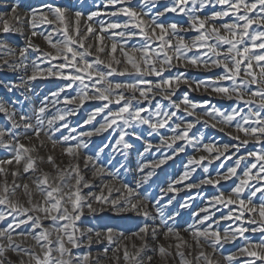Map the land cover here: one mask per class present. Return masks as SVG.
I'll return each mask as SVG.
<instances>
[{
  "label": "snow or ice",
  "instance_id": "snow-or-ice-1",
  "mask_svg": "<svg viewBox=\"0 0 264 264\" xmlns=\"http://www.w3.org/2000/svg\"><path fill=\"white\" fill-rule=\"evenodd\" d=\"M155 2L156 0H143L145 5ZM131 3L132 0H106V7L116 8V11L109 15L122 14L128 18L122 24L111 22L105 25V22H101V33L108 32L110 39L123 41L119 47L123 59H116L115 55H112L118 50L117 43L113 42L107 61L101 59L99 55L107 51V46L86 45L85 35L98 36L100 42L104 40V36L98 35L91 24L87 25V33H82L79 27L82 12H75L73 22L76 27L74 34H70L69 27L65 24L68 13L66 8L46 5L47 13L42 9H30V15L22 18L18 11L21 7L19 0H15L10 5H0V7L10 8V14L0 12V23L3 25L0 31L16 32L25 36L23 47H13L7 41L0 40V69L7 68L12 72L23 69L26 73L29 67L32 69L31 74L21 78L19 84L10 81L5 84L3 80H0V86L7 87V90L11 92L14 88L23 87L27 82L35 80L38 75L59 77L67 83L50 94L52 107L61 102V93L76 85V96L64 97L66 105L75 103L82 106L85 101L100 102V106L95 107L83 123L92 124L96 117L104 114L99 126L91 131L77 132V129L71 128L70 133H76V135H61L60 139L56 140L54 137L57 133L69 128L65 119L66 116L74 114V110L70 112L68 108L56 109V114L46 119L45 114L49 108L48 97L40 107L33 109L31 114L23 109L17 113L14 102L0 100V113H3L6 120L11 123V128L7 126L0 128V146L15 152L13 159L0 161V164L11 165L15 162L17 166L22 165L23 173L35 174L31 185L16 184L15 180L11 185L7 180L0 184V206H4L0 209V222H5L4 226H0V264H16L10 258V253L19 257V264H33V262L34 264H88L90 253L73 256L72 249L80 248L82 245L91 247L94 242L100 243L104 239L107 240L108 246L116 244V247L112 249L113 259H119L115 253L123 247V258L128 264H145L143 253L149 248V234L151 239L156 241L162 229L165 238L172 234L181 241V244L175 246V255L181 258V264H201V262L202 264H219L213 257L223 243L234 241L237 237H244L247 231L264 232V0H172L170 7L156 12L148 21L143 17L150 13L136 11L130 6ZM118 5L120 7H117ZM196 5H199V9L219 5L221 10L213 11L210 16L201 18L197 14L199 9H196ZM168 12L188 16V28L176 22L168 24L158 22L159 18ZM99 15V12L94 11L88 14L87 19L91 21L93 17ZM225 17H232L231 22L220 23L217 26L216 22ZM10 20L21 25L27 21L32 29L31 34L27 35L21 27L11 25ZM38 22L54 26L53 32L47 35L39 33L54 51H46L33 42L32 37L38 35L35 30ZM61 25H64L63 29ZM254 25L255 28H253ZM188 31L197 33L190 41L180 35L181 32ZM57 32L61 34L62 39L54 41L52 36ZM136 36L142 37V45H133L130 51H126L127 41ZM93 48L97 55L89 60L88 57L93 56ZM30 52L36 53L31 65L26 63ZM190 53L192 54L189 55ZM57 60L60 62L53 65L52 62ZM45 62L50 65L46 71L41 68V64ZM122 64L124 67H117ZM178 65H183L185 68L187 66L203 68L207 71L222 68V74L215 79L192 83L196 84V90L203 86L206 92L210 90L227 99H235L237 106L231 111H224L211 105L209 101L193 102L187 93L179 102L173 100L172 97L181 84L191 87L184 72H178L166 78L163 76L166 70ZM114 75H134L136 78L132 81H115L112 79ZM153 75L159 79L153 81L146 78ZM225 81L230 83L224 84ZM157 95L168 100L170 106L165 108L160 101H156L153 108L152 104ZM240 103L247 107V112L239 107ZM113 105L116 106L115 110ZM198 108H202L203 111L197 113ZM190 117L193 119H189ZM201 122L212 128L219 126L218 130L221 132H225L226 128H232L235 135L233 132H225V134L237 143L235 145L204 143L202 133L199 136L190 135L195 125ZM143 126H147L148 137H152L153 134L160 135V145L154 146L150 140L145 139L140 131ZM166 127L170 128L172 136L160 134V130ZM21 128L24 130L26 139H31L27 136L28 132L37 139L43 133L53 147L57 144H67L64 153L73 161H79L80 151L88 147L86 137L91 138L94 134L98 135L113 128L119 133L116 145H122L124 149L132 148L133 145L126 140V137L131 136L135 140L144 142V152H149L153 147H156L157 152H161L160 146L170 150V153L162 152L160 159L149 162L152 169L159 168L174 156L185 152L188 146H191L195 152L208 153L207 156H191L179 181L174 183L189 180L197 168H203L207 173V165L215 160H220L222 157L230 160L236 156L235 166L229 167L226 174L220 175L218 172L215 179L205 177L198 184L188 183L186 185L188 189L201 185H218L221 180H228L231 176L237 175V169L249 158H253L254 162L245 167L239 183L228 195L220 192L212 196L208 201V207L201 209L204 214L202 216L199 213L194 214L199 216V219L186 229L191 233L195 247L199 249L194 262L188 261L185 258V252L181 250L182 246L191 248L192 245L183 241L180 231L175 227V219L179 213L165 218L162 208L158 206L156 213L160 216V224L144 223L137 232L133 233L132 235L138 238L141 244L137 247L133 243L131 247L134 252L130 253L128 246L123 244V241L128 240L129 237H125L123 233L117 236L112 228L100 232L91 228L81 230L75 225V222L80 220L84 207H87L90 212L97 210L92 207L81 191L82 188L91 186V181L81 174L78 163H70L67 168H61L51 155L46 161L43 157L31 155L35 147H27L20 142L21 137L17 134V130ZM71 141L76 143H70ZM177 141L182 143L177 145ZM250 142L260 144L261 147L255 151H248L245 155L237 156L241 148ZM41 144L43 145V141ZM106 147L107 145H104V148ZM104 148H101L95 157L91 155L83 157L85 168L91 165L94 169L93 177L103 175L107 171L105 166L99 163V157ZM230 148L233 149L231 154H229ZM45 162L52 165L55 175L44 172L39 167ZM148 166L142 164L140 170L143 171ZM4 172L5 169L0 167V173ZM20 174L19 168L11 173L13 177ZM107 174L114 180L117 178L115 173L107 172ZM152 174V171H148L144 180L147 181ZM250 181H256V183H250ZM139 188L140 183H137L135 188L123 184L116 190L119 194L117 199L93 197L92 193H88V197H93L101 203L107 201L117 212H133L142 215L145 220L152 219L154 222L155 217L148 207L149 195L144 193L141 196L137 191ZM169 188L175 190L171 185ZM17 189L23 190L27 197L25 202L17 198ZM246 189L249 193L247 202L243 198ZM258 194L261 199L257 205L253 198ZM37 196L39 199L35 198ZM187 206V203L182 205V207ZM220 207L229 208V211L227 215L214 219ZM9 217H11L10 222H8ZM222 220L233 221L223 235L219 229ZM45 221H50V226L46 227ZM246 224L259 227L249 228L245 226ZM114 236L117 238L114 239ZM172 247L171 244L167 247L159 243L156 245L155 250L165 264L169 257H173V252L170 251ZM207 249H211V252ZM108 250L109 247L104 248L103 256H107ZM239 253L251 258L246 260L245 264H264V238L258 244L248 241L245 247L239 249ZM25 256L28 257L27 262L24 260ZM100 258V254L93 258L95 264H100ZM225 259L228 264H232L236 256L229 255ZM147 261L148 264H152L153 257H147Z\"/></svg>",
  "mask_w": 264,
  "mask_h": 264
},
{
  "label": "rangeland",
  "instance_id": "rangeland-1",
  "mask_svg": "<svg viewBox=\"0 0 264 264\" xmlns=\"http://www.w3.org/2000/svg\"><path fill=\"white\" fill-rule=\"evenodd\" d=\"M15 2V0H0V5H10L11 3ZM19 3L21 4V7L18 9V11L22 14V16L30 15L29 10L34 9V7H39L41 5H54V6H60L63 8L68 9L67 13V19L65 20V24L68 25L70 34H74V29L76 27L74 21V14L76 11H80L83 13V16L81 17V21L79 24V27L81 29V24L88 25L91 24L92 28L97 31L96 33L99 35L104 36V40L108 42L110 45L113 42H116L117 45L123 43V41L117 39L113 40L110 39V33L100 32L101 28V22H105V25L107 23L111 22H119L124 23L128 18L123 16L122 14H119L117 16H111L109 13L116 11V8L112 6H105L106 0H19ZM172 5V0H156L154 4H143V0H135L132 1L131 7H133L138 12H144L145 10L142 8L143 6L146 8H150V11L153 10L154 14L159 11H163L164 8L170 7ZM141 6V7H140ZM117 7H120L119 5ZM153 7V9H151ZM189 7H192V5H189ZM196 9H199V5L195 6ZM46 8V7H45ZM103 11L102 15H99L97 17H93L91 21L87 19V16L91 12H100ZM221 10V7L219 5H211L206 6L203 9H199L197 14L201 16V18L210 16L213 11H219ZM0 12H5L10 14V8L7 7H0ZM44 12L47 13V9H44ZM107 15V16H106ZM151 14L148 16H144V20L148 21L151 19ZM49 18H51L49 14ZM232 17H225L222 20H218L217 26H219L220 23L224 22H231ZM14 20H10V24L13 25ZM85 21V22H84ZM12 22V23H11ZM84 22V23H83ZM160 23H173L176 22L179 25H182L184 28H188L189 26V17L184 14H178L173 12H168L164 16L159 18ZM42 25V24H41ZM98 25V26H97ZM16 26V24H15ZM53 27H47V31H45L44 35H47L50 32H53ZM64 25H61V29H63ZM87 27V26H86ZM95 27V28H94ZM256 26L254 25L253 28ZM41 29V27H39ZM99 29V30H98ZM82 30V29H81ZM32 30L30 29L29 32ZM2 32V31H1ZM106 35V36H105ZM180 35L184 36V38L187 41H190L193 37L197 35L195 31H188V32H181ZM96 38H93L91 43L93 45H99L98 36H95ZM52 39L59 40L62 39V36L59 32L54 33L52 36ZM133 39V45L140 46L143 43L142 37L136 36ZM0 40L7 41L9 44H11L13 47H23L25 45V40L23 41L20 37L17 36L15 32L10 33H3L0 34ZM88 40V39H87ZM88 41L86 42L87 45ZM132 44H127V48L129 51L131 50ZM51 48L49 45L45 46L44 50L48 51V49ZM190 53L189 55H191ZM100 55V54H99ZM36 53L29 54L28 60L26 63L31 65V61L35 59ZM93 56L88 57L89 60H91ZM100 58L107 61L108 59ZM116 59H121V57ZM60 61H55L56 64H58ZM50 65L45 62L41 64V68H43L45 71ZM116 66V65H114ZM117 67H124V65H119ZM31 67L28 68L27 73L25 70L20 69L15 72H12L8 70L7 68L0 69V80H3L5 84H7L9 81L15 84H19L21 82V78L26 77V75L31 74ZM258 71V69H257ZM178 72H184L185 75L188 77L191 87L186 84H181L180 87L177 89L175 95L172 97L173 100L179 102L185 93H187L190 100L196 103H201L203 101H209L211 105H214L224 111H231L232 108L237 106V101L235 99H227L221 95L215 94L213 92L205 91L203 86H201L198 90H196V84L192 83L194 81H201V80H208V79H215L217 76L221 75L223 72L222 68H213L210 71H207L203 68H196L183 65H178L177 67H174L170 70H166L163 73V76L166 78L169 75H176ZM21 75V76H20ZM136 76H119L114 75L112 79L115 81H132L135 79ZM147 79L156 81L159 79L158 77L148 76ZM67 81H65L62 78L55 77V76H47V75H38L35 80H32L30 82H27L23 87L20 88H14L11 92L7 90V87L0 86V100L4 101H11L14 102V106L17 110V113H19L22 109L29 114L33 112V109L38 108L42 105V102L45 100L46 97L49 99V108L45 114V118L51 117L52 115L56 114V109L63 110L64 108H68L71 111L74 110V114H70L66 116L65 122L69 125L68 129H62L60 133H57L54 139L59 140L61 135H76V133H70L71 128L77 129V132H88L91 131L94 127H98L99 123L102 122V117L104 114H101V116L96 117V119L92 122V124L85 125L83 123L84 120H86L89 116V114L92 112V110L95 107L100 106L99 101H85V103L82 106H79L78 104H69L66 105L64 103V97H72L76 96L77 93V86L74 85L71 89H66L65 92L60 94V103L56 104L55 107H52V97L51 93L56 92L59 88L63 87ZM224 84H228L230 82L225 81ZM156 101H160L165 108H168L169 101L162 99L159 95L156 96V99L153 101L152 107H155ZM113 110H115V105L112 106ZM239 107L244 108L245 112H247V107L240 103ZM197 113H200L203 111L202 108H198ZM181 115H183L181 113ZM189 119H193L190 117ZM204 119H207V117H204ZM35 121L33 120V123ZM9 127L11 128V123L6 120L3 113H0V128L2 127ZM219 126L217 128H212L210 126H206L204 123L196 124L195 127L191 130L190 135H196L199 136L201 133L203 134V142L206 140L209 143H217L219 145L223 144H229L232 145L236 143L237 141L231 139L228 135L225 134V132H233L235 135V132L232 128H226L225 132H221L218 130ZM142 135L145 136V139H148L151 141V143L154 146L160 145V135L153 134L152 137L147 136V126H143L140 129ZM170 133V128L166 127L164 129L160 130V134L165 136H172ZM17 134L21 137V143H24L27 147H35V153L33 156L43 157L44 160H47V157L49 155L53 156L54 159L60 155L68 156L64 153V148L67 147V144L61 145L57 144L55 147H53L51 141L48 140L46 136H44L43 133H41V136L39 139H37L31 132L27 133L28 137H31V139H26L24 135V130L21 128L17 130ZM119 133L118 130L115 128L109 129L108 131L101 133V134H94L91 138H85V141L88 145L86 149H82L80 151V160L75 161L74 163H78L79 166L81 165L83 161V155L88 156L91 155L95 157L96 153L101 149L104 148V145H107L106 148H104L103 152L100 154L99 161H102L103 163H109L110 166L113 165L115 173L117 176H121L125 183L129 186L135 188L137 183H142L140 185V188L137 189V191L146 192L152 196V198L158 199L159 205L161 207H164V214L165 218L168 216H171L175 213H178L176 211V208L179 207L180 198L176 197V192L173 193H166V192H160L162 190H168L165 185L169 184L171 180L179 179V177L183 174L185 171V165L187 164V161L189 159V156L191 157V154L194 155L196 153L191 146L186 147L185 152L179 153L178 155L174 156L173 159L168 160L164 165H161L159 168L152 169L150 167L149 162L156 161L161 158V153L164 151L170 150L166 149L164 146L161 147V152L156 151V147H153L149 152H144L145 144L143 141H138L132 138L131 136L126 137V140L131 143L133 146L130 149H124L122 145H116V140L118 139ZM44 138V139H43ZM218 138L222 140H227V142H218ZM7 139V138H6ZM40 140V141H39ZM41 141H43V145L41 144ZM70 143H76V141H71ZM180 141H177V145H179ZM261 145L250 142L247 146L243 147L240 152L237 154L239 155H245L248 151H255L256 149L260 148ZM233 150L229 152L231 154ZM143 153V155H141ZM32 154V153H31ZM58 155V156H57ZM205 155V153H203ZM15 156V152L12 150H9L3 146H0V161H6L9 159H13ZM197 156V155H195ZM207 156V155H206ZM235 159L236 156H233L232 159L227 160L224 158H221L220 160H215L211 164H208V172L205 173L203 168H197L196 172L190 177L189 183L192 184H198L200 180L204 179L205 177H210L215 179L217 177V173L219 172L220 175H224L227 173V169L229 167L235 166ZM82 160V161H81ZM187 160V161H186ZM186 162V163H185ZM205 163H207L205 161ZM23 164V161H22ZM142 164L149 165L148 167H145L143 171L140 170V166ZM248 165L247 161L242 163L240 167L237 169V175L231 176L228 180H221L218 185H201L200 187H194L189 189V195L193 197V199H196V197H199L200 199L203 198H211L212 196H215L219 194L220 192H224L225 195H228L233 187L237 183H239V178L242 176L244 168ZM47 166H52L51 164L45 162L39 165V167L42 168ZM0 167H3L5 169L4 173H0V179L2 177H13L11 175L13 170H16V168H19V171H21L20 175H17L16 177H24L25 175L28 176L29 174L32 175L34 173H23L22 165L17 166L15 162L13 164H0ZM16 167V168H15ZM63 168V167H62ZM44 172L45 169H43ZM54 170V168H53ZM81 174L82 170L80 168ZM148 171H152L153 174L151 177L148 178L147 181L144 180V177L147 175ZM114 173V172H113ZM143 173V174H142ZM4 175V176H3ZM139 175V176H138ZM107 176V175H106ZM134 182V183H133ZM168 182V183H167ZM166 183V184H165ZM160 187V188H159ZM96 187H91V189L85 190V192H82V194L88 195V193H92L91 191H96ZM142 189V190H141ZM22 189H17V191H21ZM23 192V190L21 191ZM166 193V194H165ZM175 193V194H174ZM249 195L247 189L243 193V198L247 202V196ZM115 196L116 193H113V199H116ZM161 197V198H159ZM235 199V196H233ZM254 203L257 205L260 203V197L259 194L257 197L253 198ZM169 201H171V204H169ZM203 204V201L200 200L199 202L193 203L192 206L189 207V209L183 213V215H177L175 219V227L181 232L189 233V231H186L184 229L186 228V224H190L191 220L196 218L194 215L192 218V213L195 211H198V208ZM231 207V206H229ZM4 206H0V209H3ZM222 210V211H221ZM221 210L216 215V218L220 217L221 215H227L229 208L222 207ZM99 216V217H98ZM98 216L91 215L89 213H86L84 208L80 217V220L75 222V225L80 228L81 230H85L86 228L91 229H100L101 232H105L106 229L112 228L115 233H123L126 235V237L131 236V238H134L132 234L137 232L139 229V223L133 215H120V216H113V219H111L108 215L99 214ZM104 216V218H103ZM112 216V215H111ZM107 217V218H106ZM109 217V218H108ZM258 218V217H257ZM11 221V217L8 218V222ZM142 223H148L147 220L142 219ZM170 223H172L170 221ZM5 222H0V225L4 226ZM45 226H50L51 222L46 221L44 222ZM156 224V223H155ZM182 224H185L184 226ZM224 224L222 225V228L224 227ZM251 227H258V225H251ZM183 229V230H181ZM19 231V230H18ZM79 235V233H77ZM264 236V232L258 231V232H245L244 237H238L235 241V243H226V247L228 248L227 251L229 253H239V249L246 246L248 241H251L253 243L258 244L261 239ZM129 244H132L130 241ZM165 247L168 246L166 242H164ZM153 245L149 243V248L147 250V253H150V249ZM156 246V245H155ZM100 250L102 249V245H98L96 248H91ZM88 247L84 248V253L87 252ZM172 250H175V247H172ZM170 250V251H172ZM175 255V251H172ZM72 253L77 254V251L75 248L72 249ZM244 257V258H243ZM11 258V256H10ZM251 259L246 254H238V257L236 259L237 262L240 261L241 264H245V261ZM239 260V261H238ZM172 261H170V264ZM34 264V262H33ZM162 264V263H160ZM169 264V261L166 263Z\"/></svg>",
  "mask_w": 264,
  "mask_h": 264
},
{
  "label": "bare ground",
  "instance_id": "bare-ground-1",
  "mask_svg": "<svg viewBox=\"0 0 264 264\" xmlns=\"http://www.w3.org/2000/svg\"><path fill=\"white\" fill-rule=\"evenodd\" d=\"M132 1H135V0H132ZM141 7V6H140ZM145 11L144 12H148L150 13L151 15L154 14L153 10L150 11V8H146V7H142ZM34 9H42L44 11V9H47L45 8V6L41 5L39 7H34ZM153 9V7L151 8ZM98 12V11H97ZM100 15H102L103 11L100 10ZM21 17L23 18L24 16H22V14L20 13ZM107 16V15H106ZM14 22V21H13ZM85 22V21H84ZM83 22V23H84ZM12 23V22H11ZM16 24V26H15ZM42 24V25H41ZM13 25L15 27H21L24 31L25 34L27 35H30L31 32H29V30L31 29L28 25V22L25 21V23L23 25L21 24H18L16 21L13 23ZM81 29H82V33H87V25H83L81 24ZM98 26V25H97ZM3 25L2 23H0V28H2ZM39 27H41V29H39ZM47 27H50V25L46 24V23H37V28L35 29L38 33L37 36L35 37H32V40L35 44H38L40 45L41 48H44L45 46H47L48 44L46 43V41L43 39V36L39 35V33H44L45 34V31H47ZM95 28V27H94ZM32 30V29H31ZM99 30V29H98ZM97 32V31H96ZM16 33V32H15ZM0 34L2 35V32L0 31ZM18 37H20L23 41L25 40V36L23 35H20L19 33H16ZM99 35V34H98ZM106 36V35H105ZM93 38H96L94 35H91V34H87L85 35V42L88 41L87 44H92L91 41L93 40ZM88 39V40H87ZM25 42V41H24ZM99 45H95V46H98V47H104V46H107V51L104 52V53H99L100 55H102L101 57L104 58V59H109V53H110V44L108 42H106L105 40H103L102 42L99 41V43H97ZM122 44V43H121ZM118 45V50L116 53L112 54V55H115L117 56V58L121 57V59H123L122 57V54L120 53L119 51V47L120 45ZM127 44H134L133 43V39H130L127 41ZM130 47V46H129ZM128 47V48H129ZM127 47L125 48L126 51H129ZM48 51H54L52 48H49ZM92 52L93 54L97 55V53L95 52V49L93 48L92 49ZM53 65H55V61L52 62ZM21 76V75H20ZM171 135H173V133H170ZM44 139V138H43ZM227 142V140H222V139H219L218 138V142ZM40 141V140H39ZM219 142V143H220ZM204 143H209L207 140L204 142ZM237 143V142H236ZM236 143L232 144V145H235ZM242 149V148H241ZM233 150L230 148L229 152ZM35 153H37V151H34L32 152L31 155H34ZM203 153H205V155H208L207 152H204V151H201V152H196L194 153V155H197V157H199L200 155H203ZM58 156V155H57ZM191 156H193V154H191ZM84 157V155H83ZM82 157V158H83ZM190 158V156H189ZM223 158V157H222ZM56 160V163L57 165H59L61 168H67L69 166L70 163H74L75 161L72 160V158L70 156H63V155H60L58 157L55 158ZM82 161V160H81ZM187 161V160H186ZM251 162H254L253 161V158H249L247 163H251ZM99 163H102L105 168H106V173L103 174V175H100V176H96V177H93L92 173L94 171V169L91 167V165H89V167L85 168L84 166V161H82L81 165H80V168L82 170V175L89 181H91V186L89 187H85V188H82V192H85V190L87 189H91V187H96V191H91L93 192V197L94 196H100L102 199L104 198H109V199H113V193H116V195L119 196V194L117 193V189L122 187L123 184H126L125 183V180L121 177V176H117V178L114 180L112 178L111 175H108L107 172H114L115 173V170H114V167L113 165L110 166L109 163H103L102 161H99ZM186 163V162H185ZM16 168V167H15ZM17 169V168H16ZM42 169H45L46 172L50 173L51 175H55V169L53 170V167L52 166H47V167H43L42 166ZM245 169V168H244ZM21 172V171H20ZM253 172H255V170H253ZM116 174V173H115ZM143 174V173H142ZM33 175L35 174H32V175H28V176H24V177H2L0 179V184H2L5 180H7L8 184L11 185L13 183V181L15 180V183L16 184H24V183H29L31 185V180H32V177ZM107 175V176H106ZM243 175V174H242ZM4 176V175H3ZM139 176V175H138ZM176 181H179V179H176V180H171V182L167 185H165V187H167L168 190H162L160 192H166V193H173V192H176V197L180 198V203H179V207L176 208V211L179 213V215H183V213H185L190 206H192V204L195 202H199L200 200L203 201V204H201V206L198 208V211H195L192 213V216L191 218L194 216L195 213H199L200 216H202L204 213L201 212V209L205 208V207H208V201H209V198H203V199H200L199 197H196V199H193L192 196L189 195V189L186 187V185L189 183V181H184V182H180V183H174ZM134 183V182H133ZM168 183V182H167ZM250 183H256V181H250ZM142 184V183H141ZM140 184V185H141ZM166 184V183H165ZM172 186L173 189H175L174 191L173 190H170L169 186ZM160 188V187H159ZM194 188V187H193ZM111 189V191H109ZM142 190V189H141ZM22 191V190H21ZM21 191H17V198L21 201V202H25L27 200V197L24 195L23 192ZM139 192V191H138ZM146 193V192H141L140 191V194L141 196ZM165 193V194H166ZM151 194V193H150ZM149 195V201H148V207H149V211L152 213V215L155 217V221L153 222L152 219H148L147 221L150 223V225H152L153 223H156V225H159L160 224V216L156 213V207H160L162 208L163 212L164 210V207H161V205H159V200L158 199H155V198H152V196ZM175 194V193H174ZM84 196H86L88 198V202H90L92 204V207L97 209L95 212H90L87 207H84V210L86 213H89L91 215H94V216H98L99 214H103V215H108L111 217V219H113V216H120V215H133L134 217H136L137 221H138V225H139V228L143 225L142 223V219L145 220V218L142 216V215H137L136 213H133V212H117L114 208H112V206L107 203V201H105L104 203H101L100 201H97L95 199H93V197H88V195H85V194H82ZM118 196H115V198L117 199ZM36 199H39V197H35ZM161 198V197H159ZM185 203H187V207H182V205H184ZM219 207V206H218ZM222 207H220V210H221ZM219 210V211H220ZM217 211L215 213V217L214 219H219L216 218V215L218 214ZM222 211V210H221ZM112 215V216H111ZM196 216V215H195ZM99 217V216H98ZM104 218V216H103ZM107 218V217H106ZM109 218V217H108ZM199 219V216H196V218L193 220H191V223L190 224H182L183 226L185 225L186 228L189 227V225H192L195 223V221ZM46 222V221H45ZM49 222V221H48ZM224 224V227L222 228V225ZM233 224V221L232 220H222L219 224V229H220V232H221V235H223L224 231L226 229H229V227ZM1 226V225H0ZM3 226V225H2ZM246 227H249L251 228V225H245ZM259 227V226H258ZM87 229V228H86ZM85 229V230H86ZM94 231H100V229H93ZM183 230V229H181ZM186 230V229H184ZM183 230V231H184ZM101 232V231H100ZM247 232H252V231H247ZM258 232V231H256ZM115 233V232H114ZM117 236L119 233H116ZM254 234V232H253ZM181 237L183 238V241L187 242L188 244H191L192 247L191 248H187V247H181V250L185 252V258L188 260V261H193L194 262V257L195 255L197 254V252L199 251V249H197L195 247V243L193 241V237L191 235V233H184V232H181L180 233ZM117 236H114V239L117 238ZM126 237V235H124ZM238 238V237H237ZM264 238V236H263ZM85 240H86V237H85ZM132 242L135 243L137 245V247L141 244V241L134 237V238H131V236H129V239L128 240H124L123 241V244H126L128 246V250L131 252H134V249L131 247L132 244H129V242ZM236 240L234 241H230V243H235ZM164 242H166L168 245L171 244L173 247H175L177 244H181V241L178 240L174 235L170 234L168 238H165L164 235H163V229L158 233V240L154 241L151 239V235L149 234V240H148V243H150L152 246V248L150 249V253H147V250L143 253V256H144V259H145V264H148V261H147V257H153V261H152V264H165V261L162 260L158 254V252L155 250L156 249V246L157 243L159 244H164ZM29 243H33L32 241H29ZM98 245H102V249L100 250H96V249H91V248H96ZM88 246L87 245H82L80 248H75L76 251H77V254H74L72 253L73 256H83L85 253H90V258H89V262L88 264H95V261H94V257H96L98 254H100L101 258H100V264H128V262H126L123 258V247H121V250L117 253H115L116 256L119 257V259H113V251L112 249L116 247V244H113L111 246H108V242L106 239H104L102 242L100 243H96L94 242L91 247H88V250L87 252L84 253V248H87ZM105 247H109V250H108V253H107V256H103V252H104V248ZM207 247V246H205ZM227 247H226V243H223L222 247L220 248V250L215 254V256L213 257L214 261H218L219 264H228V261L225 259L227 256L229 255H235L236 256V259L238 257V254L240 253H229L227 251ZM172 250V249H170ZM172 251H176V248L175 250H172ZM208 252H211V249H207ZM190 253V254H189ZM174 254V253H173ZM11 256V259L13 261L16 262V264H19V257H17L14 253H10L9 254ZM244 258V257H243ZM235 260L232 261V264H241L240 261L237 262ZM24 260L25 262H27L28 260V257L25 256L24 257ZM169 261V264H170V261H172L171 264H181V258L177 255H173V257H169L167 259V262ZM166 262V263H167ZM202 264V262H201Z\"/></svg>",
  "mask_w": 264,
  "mask_h": 264
}]
</instances>
